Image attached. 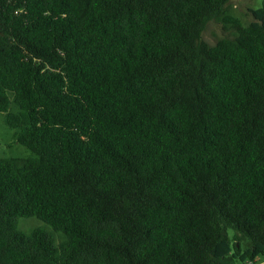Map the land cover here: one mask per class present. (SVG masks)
<instances>
[{
    "label": "trees",
    "instance_id": "16d2710c",
    "mask_svg": "<svg viewBox=\"0 0 264 264\" xmlns=\"http://www.w3.org/2000/svg\"><path fill=\"white\" fill-rule=\"evenodd\" d=\"M230 1L0 0V264L264 258V0Z\"/></svg>",
    "mask_w": 264,
    "mask_h": 264
},
{
    "label": "rangeland",
    "instance_id": "374dc122",
    "mask_svg": "<svg viewBox=\"0 0 264 264\" xmlns=\"http://www.w3.org/2000/svg\"><path fill=\"white\" fill-rule=\"evenodd\" d=\"M262 2L263 0H231L230 7L235 16L244 24H248L253 20L252 10L260 8ZM230 34H232L231 30H225L221 23L209 22L203 36L205 40L214 43L218 39ZM12 111H19L15 102H12ZM13 133V130H11L4 121V114L0 112V157L25 158L30 156L31 151L27 147L19 144L13 137ZM19 228L28 234L36 229L50 233L54 236L56 244L64 239L63 234L55 233L51 226L36 217L21 218L19 221ZM251 264H264V258Z\"/></svg>",
    "mask_w": 264,
    "mask_h": 264
}]
</instances>
